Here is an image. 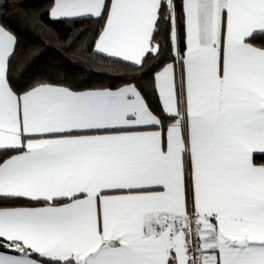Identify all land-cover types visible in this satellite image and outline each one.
<instances>
[{
	"label": "snow or ice",
	"instance_id": "6c2138e0",
	"mask_svg": "<svg viewBox=\"0 0 264 264\" xmlns=\"http://www.w3.org/2000/svg\"><path fill=\"white\" fill-rule=\"evenodd\" d=\"M52 38L148 95L14 87ZM0 264H264V0L0 2Z\"/></svg>",
	"mask_w": 264,
	"mask_h": 264
},
{
	"label": "trees",
	"instance_id": "16d2710c",
	"mask_svg": "<svg viewBox=\"0 0 264 264\" xmlns=\"http://www.w3.org/2000/svg\"><path fill=\"white\" fill-rule=\"evenodd\" d=\"M0 2L7 5H11L17 0H0ZM26 2L34 9H43L50 0H26ZM178 9L180 0H176ZM14 13H9L4 17V22L15 31L20 38V45L22 48L29 45L39 43L38 36L34 34L33 29L29 26L27 29L18 26L14 19ZM43 19L48 23L49 28L59 32L62 36L67 34L73 29H84L81 35L86 34L91 29H96L99 25L93 23L91 20H85L83 23H75L74 25H67L64 23H53L48 21L47 14H43ZM182 30V29H181ZM39 36L44 34L39 32ZM51 69V71H49ZM150 71V69H149ZM123 74H117L113 70V66L108 62L107 58L90 59L88 62H82L79 55L65 56L60 51L55 43V39L52 38L48 41V47L42 48L41 56L29 67V69L23 74H16L12 77L14 87L23 89L31 82V79L37 75L48 74L53 82H60L66 86H70L78 90L94 89V88H110L115 90L116 88L123 86L124 83L133 81L138 83L141 89L148 95V89H150V80L147 79V71L145 73H135L133 69L122 70ZM145 76L146 79L141 80L140 76ZM149 103L153 104L155 110V104L152 98L149 96ZM259 162V157H257Z\"/></svg>",
	"mask_w": 264,
	"mask_h": 264
}]
</instances>
